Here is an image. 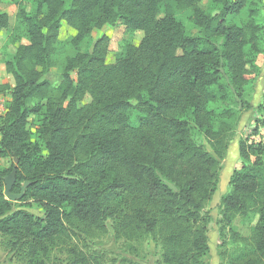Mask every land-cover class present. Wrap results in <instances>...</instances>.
<instances>
[{
    "label": "trees",
    "instance_id": "16d2710c",
    "mask_svg": "<svg viewBox=\"0 0 264 264\" xmlns=\"http://www.w3.org/2000/svg\"><path fill=\"white\" fill-rule=\"evenodd\" d=\"M9 1L17 13L8 42L16 46L5 70L14 84L0 83L11 97L0 118V158L12 162L0 172V233L27 264H45L55 244L66 247L70 264H100L75 241L108 231L156 238L165 264H210L205 206L241 114L252 107L245 93L264 55V0H209L205 9L204 0H33L31 10ZM244 10L247 24L228 19ZM187 11L190 28L177 19ZM9 18L0 11V32ZM63 21L76 32L73 43L117 22L143 37L108 63L102 35L90 53L66 58L54 89L43 75L54 65ZM238 154L220 224L249 250L221 254L227 264H264V144L243 140ZM15 159L12 192L28 181L19 201L37 204L43 216L14 210L5 195ZM252 212L258 221L241 237L233 221Z\"/></svg>",
    "mask_w": 264,
    "mask_h": 264
},
{
    "label": "rangeland",
    "instance_id": "374dc122",
    "mask_svg": "<svg viewBox=\"0 0 264 264\" xmlns=\"http://www.w3.org/2000/svg\"><path fill=\"white\" fill-rule=\"evenodd\" d=\"M24 7L31 10L35 7L33 0H23ZM209 0H204L200 3L202 8H207ZM0 11H7L10 15V21L14 23L16 19L17 7L9 0L0 2ZM187 12L177 13V19L182 21L188 28L190 24L187 21ZM228 19L240 25L248 23L247 11L244 10L238 15L229 16ZM75 30L65 21L62 22L58 36V44L53 58L54 65L43 75V78L48 80L51 86L56 87L62 81V70L65 65V60L69 56L76 53H90L97 38L102 35L109 37V53L107 62L113 63L115 59L123 55L126 45L129 43L138 44L143 37V32L140 30H132L126 28L122 23L117 22L114 25L105 24L102 28H95L90 37L81 43L71 42V38L75 35ZM11 34L3 33L5 39ZM6 35V36H5ZM26 42V40H22ZM2 41L0 42V50ZM16 44L8 46L13 51ZM3 51V50H2ZM260 74L256 76L255 83L252 88L248 89L245 97L250 101L252 107L241 114L240 121L234 130V135L230 141L226 157L221 162L219 173V181L216 190L211 200L206 204L205 210L210 215V220L207 223V235L209 240V252L207 260L210 264H227L226 258L221 254V251L226 247L230 256L246 253L249 250L248 242L234 240L226 230L222 233L220 224L219 203L222 196L231 191L229 183L231 174L237 168L242 160L238 154V145L241 141H255L254 136L259 133L264 126L261 120H264V111H259V106L263 101L264 94V55L260 56ZM72 77L76 78V71L71 72ZM2 81V82H1ZM8 82V77L0 79V83ZM90 100V96L86 97L79 103L83 105ZM35 103V102H33ZM6 106V105H5ZM4 115V114H3ZM2 115V116H3ZM0 115V118L2 117ZM29 128L32 131L36 130L33 121H30ZM256 131V132H255ZM194 139L197 143H204L208 150L209 147L204 141L202 135L194 131ZM12 160L0 158V172L9 167ZM14 210L27 209L37 216H43V210L35 203H22L19 200L13 201ZM258 221V214L252 212L246 218L237 217L233 221V229L239 233L241 237H247ZM225 241V244L222 243ZM75 245L81 252L98 259L100 264H165L162 259V247L160 242L152 237L145 236L139 239L118 238L112 231L107 233H97L92 235H81L80 241H75ZM42 258V257H41ZM40 258V259H41ZM45 264H70L71 256L63 245L55 244L51 246L49 254L43 258ZM0 264H27L26 258L23 257L21 251L16 250L11 239L0 233Z\"/></svg>",
    "mask_w": 264,
    "mask_h": 264
},
{
    "label": "crops",
    "instance_id": "0c3cea01",
    "mask_svg": "<svg viewBox=\"0 0 264 264\" xmlns=\"http://www.w3.org/2000/svg\"><path fill=\"white\" fill-rule=\"evenodd\" d=\"M10 16V15H9ZM15 22V21H14ZM13 24L10 21L9 18V27L6 30H3L0 32V42L2 41V45H1V50H0V79H2L3 77L7 76L8 77V82L10 84V86H13V79L12 77H10L5 70V61L10 59L14 53V50L11 51L8 46L10 45V43L8 42L7 38L5 39L3 33L7 34V31H10L11 28L13 27ZM6 36V35H5ZM3 50V51H2ZM2 82V81H1ZM10 91H6V92H0V105H3L4 107V114L6 112V108L5 105L6 103L10 100ZM1 159H8V158H1Z\"/></svg>",
    "mask_w": 264,
    "mask_h": 264
},
{
    "label": "water",
    "instance_id": "95a60500",
    "mask_svg": "<svg viewBox=\"0 0 264 264\" xmlns=\"http://www.w3.org/2000/svg\"><path fill=\"white\" fill-rule=\"evenodd\" d=\"M17 164H18V160L15 159L11 172L9 174H7L6 176H4V182H5V191L4 192H5L6 197L10 201L20 200L22 198V196L24 195L26 186L29 184L28 181H25L21 185V190L19 193L12 192V187L16 181Z\"/></svg>",
    "mask_w": 264,
    "mask_h": 264
},
{
    "label": "built area",
    "instance_id": "2783aa9c",
    "mask_svg": "<svg viewBox=\"0 0 264 264\" xmlns=\"http://www.w3.org/2000/svg\"><path fill=\"white\" fill-rule=\"evenodd\" d=\"M6 108V106H5ZM4 107L3 105H0V115L2 116L4 113ZM254 140L257 142H261L264 144V127L260 129L259 133H257V135L254 136Z\"/></svg>",
    "mask_w": 264,
    "mask_h": 264
}]
</instances>
